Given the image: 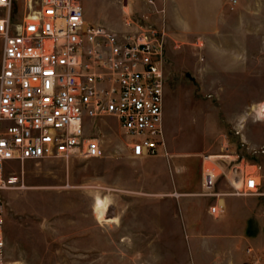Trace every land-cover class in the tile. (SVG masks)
<instances>
[{
  "label": "built area",
  "instance_id": "1",
  "mask_svg": "<svg viewBox=\"0 0 264 264\" xmlns=\"http://www.w3.org/2000/svg\"><path fill=\"white\" fill-rule=\"evenodd\" d=\"M16 1L0 0V262L4 192L24 187L15 164L103 157L89 130L106 118L117 122L134 157L159 155L166 138L164 28L131 19L117 32L88 23L82 0H23L24 16L14 22ZM235 165L239 193L258 194L257 176ZM217 179L205 171L204 195H216Z\"/></svg>",
  "mask_w": 264,
  "mask_h": 264
},
{
  "label": "crops",
  "instance_id": "2",
  "mask_svg": "<svg viewBox=\"0 0 264 264\" xmlns=\"http://www.w3.org/2000/svg\"><path fill=\"white\" fill-rule=\"evenodd\" d=\"M92 1L82 0L86 21L92 24L123 32L127 28L126 22L132 18L124 20L122 12L134 11L137 6L144 5V16L149 22L147 26L164 28L166 42L172 28L182 27V34L196 36L207 30L224 28L228 43L243 45L237 48L240 53L253 50L245 44L250 18L252 15L257 18L264 16V0H153L152 4L147 0H95L106 2L119 11L118 21L114 23L93 17L89 5ZM253 28L260 30L259 24ZM232 51L220 48L213 57L224 62ZM193 80L198 82L196 78ZM164 116L165 146L159 155L138 158L128 151L123 158L126 165H118L123 164L118 161L107 163L105 176L99 178L100 193L105 191L100 197L110 199L105 217L113 218L114 222H100L95 210L81 215L90 221L82 225L75 222L78 219L75 216H69L62 224L59 223L61 218L44 219L36 213H11L5 226V251H39L43 244V226L46 225L49 229L65 226L67 235L63 245L70 252H130L132 262L138 261L136 258L141 254V260L145 259L150 264H248L264 261V153L251 145H246L242 151L241 166L257 167L256 176L260 178L261 185L258 194H241L239 190L243 181L231 174V168L236 166L233 162L240 155L234 151H214L212 155L205 154L200 165L190 162L182 154L173 152L170 119H166V112ZM209 169L218 177L214 196L203 194V177ZM108 171L116 172L113 186L107 185ZM120 172L127 178L118 176ZM107 191L116 194L112 196L109 193L108 196ZM121 194L145 197L139 199L140 208L128 210L134 201L127 200L126 205L123 201L118 202L116 197L120 195L123 198ZM18 219L24 223H16ZM79 227L81 231L76 233ZM29 229L33 231L29 232ZM14 264L38 263L36 259L29 261L16 256Z\"/></svg>",
  "mask_w": 264,
  "mask_h": 264
},
{
  "label": "rangeland",
  "instance_id": "3",
  "mask_svg": "<svg viewBox=\"0 0 264 264\" xmlns=\"http://www.w3.org/2000/svg\"><path fill=\"white\" fill-rule=\"evenodd\" d=\"M89 5L93 17L114 23L118 21L119 11L106 2L93 0ZM24 6L23 0L16 1L12 10L14 22L23 18ZM145 9L144 5L137 6L134 11L122 12V15L124 20L132 18L145 27L149 25L144 16ZM257 24L260 30L253 28ZM263 24V15L258 18L252 15L250 18L245 44L252 47V53H240L237 48H241L242 44L228 43L229 37L224 28L207 30L200 36L182 34V27L171 29L166 42L165 112L166 119H170V146L175 150L174 153L182 154V157H187L196 165L201 164L205 154L212 155L214 151H234L240 157L233 164L240 163L246 145L264 153ZM225 47L234 51L227 61H218L213 54ZM217 84L222 87L219 88ZM89 133L101 140L105 149L103 157L26 160L14 165L13 171L23 174L24 187L4 192V234L7 218L11 213H36L44 219L61 218L59 223L63 222L62 224H65L69 216H75L78 218L75 222L82 225L90 221L81 215L94 212L98 201L108 200L110 203L109 198L100 197L105 191L100 193L99 178L101 175L105 176L107 163L118 161L123 163L118 165L127 164L123 162V158L130 151L127 147L129 140L112 118L98 120ZM246 170L258 175L257 167L247 164ZM107 175V185L113 186L116 172L108 171ZM121 175L123 174L120 172L118 176ZM123 176L127 178L126 175ZM109 193L112 196L116 194L114 191H107L108 196ZM121 195L123 198L120 195L116 197L118 202L123 201L126 205L127 200L134 201L133 206L127 207L128 210L140 208L139 199L145 197L138 194ZM19 222L24 223L21 219L16 221ZM43 227V244L39 251L10 253L4 248L0 264H14L16 256L29 261L36 259L38 264H150L145 259L141 260V254L136 258L138 261L132 262L130 252L66 251L63 245L67 235L65 226H59L58 229H49L46 225ZM31 231L33 230L29 229ZM79 231L80 227L76 233ZM256 262L264 264L262 260Z\"/></svg>",
  "mask_w": 264,
  "mask_h": 264
},
{
  "label": "bare ground",
  "instance_id": "4",
  "mask_svg": "<svg viewBox=\"0 0 264 264\" xmlns=\"http://www.w3.org/2000/svg\"><path fill=\"white\" fill-rule=\"evenodd\" d=\"M108 206H109L108 200H100L97 202L95 206V214L98 215V219L100 220V222H104V221L112 222L114 220L113 218L108 219L105 217V212L107 211Z\"/></svg>",
  "mask_w": 264,
  "mask_h": 264
}]
</instances>
